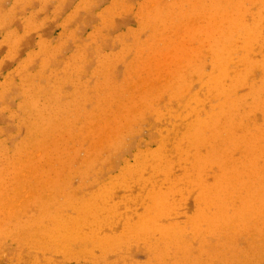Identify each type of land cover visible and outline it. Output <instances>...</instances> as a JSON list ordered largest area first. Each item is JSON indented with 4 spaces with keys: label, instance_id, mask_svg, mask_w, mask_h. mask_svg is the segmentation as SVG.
<instances>
[{
    "label": "rangeland",
    "instance_id": "rangeland-1",
    "mask_svg": "<svg viewBox=\"0 0 264 264\" xmlns=\"http://www.w3.org/2000/svg\"><path fill=\"white\" fill-rule=\"evenodd\" d=\"M0 264H264V0H0Z\"/></svg>",
    "mask_w": 264,
    "mask_h": 264
}]
</instances>
